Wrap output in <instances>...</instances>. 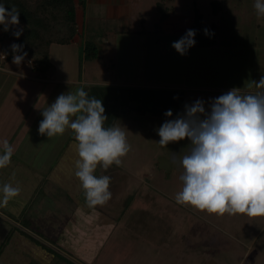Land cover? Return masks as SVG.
Segmentation results:
<instances>
[{
    "label": "rangeland",
    "instance_id": "1",
    "mask_svg": "<svg viewBox=\"0 0 264 264\" xmlns=\"http://www.w3.org/2000/svg\"><path fill=\"white\" fill-rule=\"evenodd\" d=\"M195 1L197 9L202 14V24L209 26L214 23L216 25V30H214L217 45L222 44L227 48L222 56L221 48L219 53L213 51L209 53L200 47H191L187 54L180 55L171 45L183 34L167 33L155 36L149 32L136 37L117 34L111 61L103 54H99L100 59H85L82 53L84 46L80 49L81 56L79 57L81 58H78L75 44L66 46L53 44L50 46L48 56L50 68L53 71L54 67V71L49 70L48 74L65 80L76 79L84 77V69L85 81L107 80L114 84H121L120 87H126L120 93L126 95V100H134L137 106L144 103L143 100L146 102L152 100V105L162 102L154 100L153 95L156 98L157 96L159 98V95L170 96L161 92V89H173L179 92L178 94L172 92L173 97L175 96L171 99L172 106L165 109L164 107H167L169 103L161 104L162 107L157 109V114L154 110L145 107L146 103H144L143 110L136 106H129L131 109L124 111V114H119L123 105L120 102L118 104L116 99L110 102L111 108L118 110L112 114L116 116L119 114V117L109 124L120 126L125 130L130 150L120 158V165L113 163L108 169L97 166L95 170L97 176L108 175L111 178L109 191L112 193L111 198L105 204L97 206L102 210L104 207L108 208L107 212L110 210V214L117 212L116 217H118L123 213V204L121 205L120 201L127 202L129 199L131 201L135 197L146 201L145 209L135 208L128 212L124 211L123 215L121 214L120 223L114 229L118 237L127 235L134 238L135 241H131V247L135 253L141 254L143 248L147 260H150L148 264H264V216L227 212L224 214L208 213L190 204L177 203L175 194L182 188V181L179 177L183 168L180 160L189 151L191 145L187 139L170 142L164 146L158 143L160 137L156 129L167 119L164 116L166 110L171 109L175 117L183 112L184 104H190L196 99H203L207 102L210 98H215L232 88H237L241 92H256L259 89L255 87L253 81H258L264 75V17H257L253 7L254 0H241L242 5H245L242 7L237 0H226L225 4L229 6L231 13L237 14L235 19L231 18V13H228L226 17L222 13L213 15L209 5L210 0ZM219 1L222 2V0ZM158 3H162V11L169 12L173 9L164 0H158ZM174 5L176 16L170 14V19L175 25V29L172 28V30L177 32V27H179L182 31H186L194 10L192 0H176ZM240 7L242 11L238 12ZM88 11V16L91 17L92 10L88 9ZM148 13L149 15L145 17L149 24L157 22L161 16L160 12L157 13L152 8ZM43 25H46V22H43ZM12 32L8 37L12 43L19 44V41L23 40L22 36L15 37ZM93 33L95 32H91ZM93 39L97 41L100 37L90 36L86 41L92 44L95 42ZM154 39H158V43H155ZM8 43H5V49H9L12 44ZM90 44L88 46H91ZM42 51L33 54L28 61L35 59V55H40ZM32 62L36 67L39 66L37 59ZM106 72L111 75L106 76ZM86 86L83 87V82L81 86L66 83L58 86L55 92L60 95L70 90L74 92L81 87L88 91V86ZM89 94L98 98L92 92ZM127 104L125 102V105ZM33 117L34 115L31 116V120ZM5 118V112L2 111L0 126H4ZM60 136L58 138H62ZM64 136L68 142L73 139L74 132L67 129ZM39 137L42 138V135L37 130L36 135L21 141L22 149L17 154L19 161L24 162L26 166L19 167L22 170L18 174V179L14 178V181L15 186L20 188L21 195H24L21 198L18 197L26 205H21L18 202L20 200L10 199L6 205L0 206V234L10 227L18 229L20 219L31 217V228L35 230L37 226L41 232L40 235L35 230L31 236L38 239L46 248H50L75 264H108L111 253L117 254L118 252L108 251V247L104 251L106 246H103L102 252L93 263L96 258V249L93 252L81 250L82 236L74 235V233L81 234L80 230L71 227L68 223L75 220L76 216L73 213L64 214L61 206L65 202H70L75 194L77 195L74 196L76 199L73 198L74 202L82 199L86 201L83 190L79 193L68 194L62 179H55V177L48 185L49 196L43 191L46 186L44 183L38 184L35 188L34 183L39 181L37 176L47 178L50 175L47 176V172L38 171V165L32 164V159L28 161L27 158L32 155V152L37 154L41 144ZM63 140L64 138L61 140L62 143ZM42 152L44 155L45 150ZM159 157L170 160L169 170L158 167ZM31 173L34 174L32 180L29 179ZM132 177L133 180H140V187L138 190L134 188L132 192L125 191L128 192L125 193L121 180L131 179L129 180L131 182ZM49 181L50 179L46 182ZM46 198L48 203H46ZM65 206L70 207L71 204ZM72 207L74 206L70 208ZM65 221H68V224H63ZM49 226L51 229H47ZM79 228L81 229V226ZM86 233H90L87 228ZM2 240L0 236V243ZM31 247L30 244L25 248L22 252V259L17 258V264H47L46 258L39 261L40 258L37 259L31 254ZM40 252L45 253L46 251L40 247ZM125 254L128 255L126 251ZM143 260L146 259L143 258ZM52 261L56 264H65V261L57 256Z\"/></svg>",
    "mask_w": 264,
    "mask_h": 264
},
{
    "label": "clouds",
    "instance_id": "2",
    "mask_svg": "<svg viewBox=\"0 0 264 264\" xmlns=\"http://www.w3.org/2000/svg\"><path fill=\"white\" fill-rule=\"evenodd\" d=\"M257 17H264V0H254ZM0 26L19 37V11L7 9L0 0ZM204 34L214 35L209 29ZM195 29H188L172 47L187 54L196 43ZM12 63L20 65L28 53L24 45L12 43ZM0 55H7L3 53ZM256 92L232 88L210 98L184 104L183 112L167 118L156 129L162 146L187 139L189 151L180 160L182 188L175 194L179 204H190L208 213L264 216V75L253 81ZM38 133L51 138L62 135L66 128L74 132L76 159L74 175L80 182L89 206L103 205L110 198V177L95 174L99 165L108 169L121 164L130 150L125 130L106 126L107 116L102 100L91 96L83 87L57 96L42 110ZM14 149L7 139L0 142V169L11 163ZM20 192L11 183L0 185V206Z\"/></svg>",
    "mask_w": 264,
    "mask_h": 264
},
{
    "label": "crops",
    "instance_id": "3",
    "mask_svg": "<svg viewBox=\"0 0 264 264\" xmlns=\"http://www.w3.org/2000/svg\"><path fill=\"white\" fill-rule=\"evenodd\" d=\"M73 1L75 5L76 34L73 36L70 42L59 45L66 46L68 44H75L78 58H81L79 56H81L80 49L82 48V46L87 47L90 44V42L86 41L87 37L90 36H94L95 38L98 36L100 37V40L98 39L97 41H95L93 39V41L95 42L90 44L91 46H94L96 48L97 55L96 57H87L86 51L84 50L83 47L82 53L83 55H85L84 58L88 60L96 59L100 57L99 54L100 55L103 54L108 56L111 61L112 49L114 48L117 34L130 35L132 37H136V36H142L143 34L149 32H151L155 36L164 35L167 33L182 35L186 32V31H182V29L179 27H177L178 28L177 32L172 30V28L175 29V25L173 24L172 19H170V14L174 15V17L176 16L175 15L176 6L174 5L176 0H164L166 3L169 4L171 8H173L171 9L172 11L169 12L166 10L162 11V3L159 4L158 0H73ZM213 1L214 0H210L209 2V5L211 7V13L213 15L222 13L223 16L226 17L228 13H231L229 6L225 4L226 0H222L223 3L219 0H216L220 2V5L219 8H217V12L214 13L212 7ZM237 1L238 3L240 2L241 7L245 6L242 5V2L244 0L243 1L237 0ZM192 5L194 10L187 30L191 29L193 25L195 10L199 12V10L196 7L195 0H192ZM241 7L238 10V12L242 11ZM151 8L157 13L160 12L161 16H159L157 22L155 23L153 22L152 24H149L145 16L149 15L148 12H150ZM88 9L92 10L91 17L88 16V12H89ZM86 13H87V17H86ZM88 18H91L92 20H89ZM231 18L233 19L237 18V14L231 13ZM211 25H214L213 28L214 45L207 47L194 45L193 47H197V48L200 47L202 48V50H206L209 53L212 51L219 53V50L221 48L222 50L221 56H222L224 52L227 51V48L225 47V45L222 44L217 45L216 32H215L216 25L214 23H211L209 26ZM91 32H95V33L91 34ZM103 35L105 37H103ZM84 40L85 43H83ZM154 41L155 43H158V39L157 40L154 39ZM7 42L12 43L10 38H8L5 35L2 26H0V54L7 53V55L5 56L0 55V110H1L0 115L2 111H4L6 115V118L3 121L4 126L2 125L0 126V131H1L0 140L7 139L14 149V153H13L14 155L11 157V163L6 168L0 169V185L6 182L11 183L14 186L16 185L14 178L18 179V174L22 170V168L19 167L26 166L24 165V162L19 161L17 154L22 149L21 141H25L29 137L36 135L39 122L43 119L41 114L42 110L55 101V99L59 95L56 94L55 91L57 87L60 85L63 86L64 84L67 83L70 85L81 86V83L83 82V87L87 85L88 87L87 86L86 87L88 88L89 92H92L93 95H96L100 99L103 98L102 103L105 109V115L107 116L106 126L111 125L109 123L112 122L113 120H116V118L119 117L118 116L119 114H124L129 109H131L129 106H136L137 108L139 109L141 108L142 110L143 108L147 107L150 108V110H154L155 114H157L155 110L162 107L161 104L167 105L169 103L167 108L169 106H172L171 99H173L175 96L168 97L165 95H159V98L158 96L156 98L155 95H153L154 100H157V102L162 101L160 103H156L155 105H152L151 102L152 100L150 102H146V100H143V102L146 103L145 107H144V103L137 106L135 105L134 100L128 101L126 100V95L120 93V91H122V89H126V87L124 88L120 87L119 85L121 84H114L107 80L85 81L84 79H86L85 78L86 73H84V69H83L84 77L65 80L64 78H59V77L56 78L54 75L51 76L50 73L48 74L49 70L51 72L54 71V67H53V71L51 70L50 63H49L50 67L48 70L39 69L32 62L33 60L30 59L28 61V59L30 58L28 56L25 57V59L20 63V65H16L12 63L13 53L11 52V49L10 48L5 49L6 47L5 43ZM53 44H58V43H52L50 44V46H52ZM50 46L48 49V55L50 52ZM48 60H49V56H48ZM104 70L106 69L104 68ZM105 75L108 76L111 74L106 72ZM130 86H133V84H130ZM137 91H146V90H137ZM176 93L177 94L179 93L178 90H176ZM114 98L118 100L117 101L118 104L120 102L121 105H124L125 102L127 104L128 102L126 107L123 106V109L118 112L119 114L117 116L114 114L112 115V113L117 112L118 110L111 108L112 105H110L111 104L110 102L115 100ZM122 101L125 102L122 103ZM179 103L181 104V99ZM164 108L166 109V107ZM33 115L34 117L31 120V116ZM65 132H67V128ZM65 132L60 136L64 138L63 143L61 142L62 138H58L59 135L51 138L47 137L46 135H42V138L39 137L41 141L40 146L36 144L37 146H39L38 151L34 150L37 151V154L35 155V153L32 152V155L27 156L28 161L32 159V164L38 165L37 166L38 171L47 172L48 173L47 176L50 174L47 178L46 176L42 178L41 176H37L38 178L37 180L39 181L34 183L36 184L35 188H37L38 184L44 183L46 186L43 191L44 193L46 192L48 196L50 195V188L48 185L51 182V180L53 181L52 179L53 177H55V179L56 178L62 179L64 186H66L67 188L68 194L79 193L82 190V188L80 187L79 180L74 175V171H75L74 161L76 159L74 136L72 139L73 141L70 140L67 142V139L65 140V136H64ZM43 150H45L44 155L42 152ZM64 177L66 178L65 180ZM33 178H34V174L31 173V177L29 179L32 180ZM48 179H50V181L47 183L46 181H48ZM133 179L134 178L132 177L131 182H129V180L131 179L121 180V186L124 192L125 191L132 192L134 188H137V190L139 189L141 184L139 182L140 180L138 179L133 180ZM121 186L119 185V187ZM110 187L111 185H109V189ZM18 196L21 198L24 195L23 194L21 195V192H19V194L16 197L11 198V200L12 201L20 200L18 202H20L21 205H26L25 202L22 203L23 200L20 199ZM74 196L72 197V200L70 202L68 203L65 202L63 205H61L60 203V205L63 207V210L65 212V213L63 212L64 214L67 213L68 215L70 213L71 214L73 213V215L76 216L75 220H71V222L65 221V223L63 224H66L68 222L71 227L73 228L76 227L80 230L79 233L81 234L74 233V235L82 236L83 241L80 244L82 246L81 250L84 249L88 252H93V250L96 249L95 252L96 258H94L93 256L94 258L93 263L96 262V259L98 258L97 256H99V254L102 252L101 250L102 247L106 246L104 251L107 250L108 247V251L110 250L112 252L114 251L118 252L117 254L111 253L110 261L108 264H134L138 262L140 264H148L150 260L149 261L147 260L148 258L145 255L143 248L141 249L142 250L141 254L139 252L135 253V251H133V248L131 247L132 246L131 241H135L133 237H129L127 235L118 237L114 233V229L120 223L121 214L123 215L124 211L128 212L135 208L138 209L146 208L147 204L145 203L146 201L144 199L135 197L132 198L131 201L130 199L127 202L120 201L121 205L123 204L122 205L123 213H121L118 217H116V215H118L117 212L114 214H110L109 213L110 210L109 212H107L108 208L104 207L102 210L97 205L89 206L87 202L84 201V199L77 200V202H74L75 201V200L73 201V198H75ZM48 202L49 201L47 199L46 203ZM69 203L71 204V206L73 205L75 208L74 207L70 208L71 206L70 207L65 206L66 204ZM74 211H76L77 213H75ZM102 217H104V219ZM28 219L30 221L29 226L25 224L24 220L20 219V223H19L20 224L19 228L21 227L20 230L24 231L29 235L33 234V231L37 230L38 234L41 235V232H39V228L37 226L35 227V230L31 228L32 227L31 217ZM79 226H81V229L79 228ZM50 227L51 226H49V228L47 227L46 228L51 229ZM86 228L90 230V233L85 234ZM10 231H11V227L3 234H0L3 240L8 235V233H10ZM84 234L85 236H83ZM132 235L133 234H131V236ZM3 240L1 241V243L3 242ZM30 244L32 246L31 254L37 257V259L40 258L41 260L39 261H42V259L46 258L47 262H50L55 258V256L49 251L48 252L46 251L45 253L44 252L39 253L38 246L34 245V243L24 238L21 234L15 232L10 237L8 244L6 245L5 249L1 254L0 264H15V263L17 264V258L22 259L23 256L22 252ZM125 251L128 253V255L125 254ZM143 258H145L146 260L144 261Z\"/></svg>",
    "mask_w": 264,
    "mask_h": 264
},
{
    "label": "trees",
    "instance_id": "4",
    "mask_svg": "<svg viewBox=\"0 0 264 264\" xmlns=\"http://www.w3.org/2000/svg\"><path fill=\"white\" fill-rule=\"evenodd\" d=\"M7 9L15 7L19 11V26L23 28L21 34L23 40L17 39L19 44H23L25 50L28 53V57L35 55L39 66V69H47L50 67L48 60V49L50 44H66L70 42L73 36L76 34V21H75V5L73 0H2ZM217 5V6H216ZM220 2L214 0L212 3L214 13L217 12ZM202 15L195 10L194 22L191 29L196 30V35L194 39L196 40V46H212L214 45V35L211 37L204 34V29L207 28L213 32L214 25L206 26L202 24ZM43 22H46V25H43ZM15 31L13 28H10L9 31L5 32V35L8 37L9 33ZM9 38V37H8ZM87 57H96V48L94 46L84 47ZM85 56V55H84ZM33 59V60H35ZM129 90V89H128ZM173 97L172 92L176 90L169 89L163 90ZM117 91V90H116ZM115 99V98H114ZM125 101H122L124 103ZM126 107V105H123ZM167 109V107H166ZM158 112V110H155ZM24 222L29 226V219H24ZM19 233L24 238L34 243V245L45 249V251L51 252L55 257L57 256L60 259L65 261V264H75L72 261H69L63 258L57 252L46 248L43 246L40 241L36 238H33L31 235L25 233L24 231L12 228L10 233L5 237L4 241L0 244V253L5 249L8 241L13 233ZM29 264V263H27ZM47 264H56L54 261H50Z\"/></svg>",
    "mask_w": 264,
    "mask_h": 264
},
{
    "label": "water",
    "instance_id": "5",
    "mask_svg": "<svg viewBox=\"0 0 264 264\" xmlns=\"http://www.w3.org/2000/svg\"><path fill=\"white\" fill-rule=\"evenodd\" d=\"M157 164H158L159 168H161L163 170H169L171 162H170V160H168L164 157H159Z\"/></svg>",
    "mask_w": 264,
    "mask_h": 264
},
{
    "label": "flooded vegetation",
    "instance_id": "6",
    "mask_svg": "<svg viewBox=\"0 0 264 264\" xmlns=\"http://www.w3.org/2000/svg\"><path fill=\"white\" fill-rule=\"evenodd\" d=\"M113 115V114H112Z\"/></svg>",
    "mask_w": 264,
    "mask_h": 264
}]
</instances>
